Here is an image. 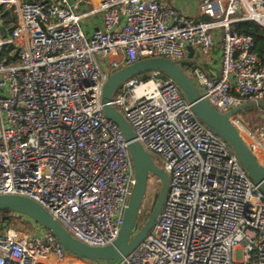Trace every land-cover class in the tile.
Segmentation results:
<instances>
[{
	"label": "built area",
	"instance_id": "built-area-1",
	"mask_svg": "<svg viewBox=\"0 0 264 264\" xmlns=\"http://www.w3.org/2000/svg\"><path fill=\"white\" fill-rule=\"evenodd\" d=\"M250 20L264 27V0H199L197 18L178 16L165 0H0V195L33 200L82 243L111 244L134 171L127 142L103 113L106 78L165 57L219 112L264 100V59L250 36L232 30ZM216 42L211 77L187 47L207 57ZM111 105L169 178L153 227L113 264H264V194L178 86L151 72L124 82ZM232 122L264 155V127ZM41 230L0 228V264H104L67 253Z\"/></svg>",
	"mask_w": 264,
	"mask_h": 264
},
{
	"label": "water",
	"instance_id": "water-1",
	"mask_svg": "<svg viewBox=\"0 0 264 264\" xmlns=\"http://www.w3.org/2000/svg\"><path fill=\"white\" fill-rule=\"evenodd\" d=\"M187 50L189 58H191L194 50L190 46L187 47ZM148 72L162 73L178 86L186 101L191 105L195 117L227 143L248 177L259 186L264 194V165L251 152L239 129L232 122V117L245 109L257 107L264 110V100L247 101L227 112H219L202 97L198 86L181 64L165 57H148L112 72L102 86L103 113L119 128L127 142L134 171V183L116 239L105 246H91L82 243L71 236L39 204L22 196L0 195V211H9L26 217L41 229L50 232L67 253L81 259L113 264L130 254L153 227L166 197L169 178L166 171L156 164L155 156L145 150L136 140L132 127L123 115L111 105V101L124 82ZM151 176L160 182L158 196L152 210L147 212V219L136 230L140 208Z\"/></svg>",
	"mask_w": 264,
	"mask_h": 264
},
{
	"label": "rangeland",
	"instance_id": "rangeland-1",
	"mask_svg": "<svg viewBox=\"0 0 264 264\" xmlns=\"http://www.w3.org/2000/svg\"><path fill=\"white\" fill-rule=\"evenodd\" d=\"M193 82H195L194 78L190 76ZM262 116H264V110L257 108V107H252L245 109L241 111L240 113L236 114L232 118L236 117V119L245 127L251 129L255 125H258L262 121ZM241 135L243 138H245V134L243 131L240 130ZM257 159L259 162L264 165V155L262 154H256ZM155 162L158 166H162V162L159 159L158 156H155ZM160 188V186H159ZM157 181L155 177L151 176L148 180V185H147V190L145 197L142 202V206L140 208V213H139V218L137 221V229H139L142 224L145 222L147 219V212H150L153 208V205L156 201L155 194L159 192V189L157 190ZM5 220L0 221V228H9L13 231H17L20 233L28 234V235H34L40 233L42 230L39 228L34 222L31 220L27 219L24 216H20L17 214H9L5 215ZM3 217H0V219ZM76 264H84L82 262H76Z\"/></svg>",
	"mask_w": 264,
	"mask_h": 264
},
{
	"label": "crops",
	"instance_id": "crops-1",
	"mask_svg": "<svg viewBox=\"0 0 264 264\" xmlns=\"http://www.w3.org/2000/svg\"><path fill=\"white\" fill-rule=\"evenodd\" d=\"M92 3L95 4L99 0H91ZM166 4H169L176 12L178 16H187L191 18H197L198 17V4L199 0H165ZM89 7V6H88ZM8 24L11 19L10 16L7 17ZM13 20L11 19V22ZM92 22L96 25V27H100V19H95ZM195 54L192 57L193 61L197 63L198 66H200L204 71L208 73L211 77H214L218 74L219 70V64H220V50H219V44L216 42L215 47L211 50L210 54L207 57H202L199 55V53L194 50ZM262 121L260 126L264 127V116H262ZM255 125L253 128H255ZM264 158V157H263Z\"/></svg>",
	"mask_w": 264,
	"mask_h": 264
},
{
	"label": "trees",
	"instance_id": "trees-1",
	"mask_svg": "<svg viewBox=\"0 0 264 264\" xmlns=\"http://www.w3.org/2000/svg\"><path fill=\"white\" fill-rule=\"evenodd\" d=\"M5 14H7L5 12ZM11 24V19L9 21ZM232 30L236 32L239 35H246L250 36L253 40V50L254 52L262 59H264V27L260 26L255 21H242V22H236L232 25ZM151 72L141 74L139 76H136V78L140 80H147L150 77ZM161 78H168L166 75L160 73ZM160 182L157 180V190L159 189ZM156 190V191H157ZM158 194H155V197L157 198ZM11 212L9 211H0V217H3L0 219V221L3 222L5 220V215H9Z\"/></svg>",
	"mask_w": 264,
	"mask_h": 264
}]
</instances>
